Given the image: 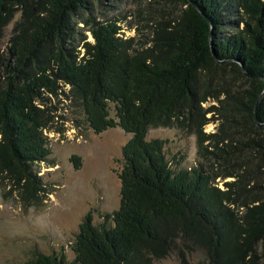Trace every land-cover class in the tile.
<instances>
[{
	"label": "trees",
	"instance_id": "16d2710c",
	"mask_svg": "<svg viewBox=\"0 0 264 264\" xmlns=\"http://www.w3.org/2000/svg\"><path fill=\"white\" fill-rule=\"evenodd\" d=\"M102 1L0 0V41L19 16L7 53L0 49V173L38 189L34 165L51 154L41 101L60 85L95 133H131L120 207L101 225L84 217L73 262L38 253L36 264H152L172 253L189 264L195 252L205 264H264V126L254 116L264 90V0H192L198 9L183 0L179 19L133 53L121 25L96 14ZM79 20L93 41L77 49ZM210 99L217 103L204 109ZM206 113L217 114V132L203 131ZM256 114L263 123L264 96ZM189 123L205 161L173 169L167 140L149 139V130ZM212 160L233 161L223 186Z\"/></svg>",
	"mask_w": 264,
	"mask_h": 264
},
{
	"label": "rangeland",
	"instance_id": "374dc122",
	"mask_svg": "<svg viewBox=\"0 0 264 264\" xmlns=\"http://www.w3.org/2000/svg\"><path fill=\"white\" fill-rule=\"evenodd\" d=\"M188 5L183 0H103L96 7L101 20H115L121 25L120 36L129 41L131 53L151 47L159 31L171 27ZM14 20L6 27L0 49L7 53ZM90 25L79 20L73 45L80 49L85 41H93ZM81 37H85L83 40ZM62 84V83H60ZM58 95L45 94L41 105L47 119L44 135L51 154L34 165L38 174V189L27 190L26 182L0 173V264H36L38 253L59 254L66 263L75 259L73 244L80 224L89 213L95 225H101L106 213H112L121 204L123 168L122 148L131 133L120 127L95 133L86 120L85 112L72 99L70 90L60 85ZM217 102H205L204 109ZM217 114L206 113L211 119L203 126L207 134L217 132L220 120ZM195 125L187 127L160 126L150 128L148 138L166 139L165 154L173 169L198 164V138ZM211 139L205 141L211 144ZM209 149L214 150L213 145ZM77 155L81 166L72 160ZM202 161H205L201 158ZM218 175L216 182L223 186V173L231 170L233 161L210 162ZM226 171V172H225ZM201 253L188 256L189 264H205ZM152 264H183L176 253Z\"/></svg>",
	"mask_w": 264,
	"mask_h": 264
},
{
	"label": "water",
	"instance_id": "95a60500",
	"mask_svg": "<svg viewBox=\"0 0 264 264\" xmlns=\"http://www.w3.org/2000/svg\"><path fill=\"white\" fill-rule=\"evenodd\" d=\"M190 2H191V4L196 8V9H198V7H197V5H196V3L194 2V1H192V0H189ZM201 13H202V15L206 18V20H208L210 23H211V21H210V19H209V17L204 13V12H202V11H200ZM212 24V23H211ZM212 30H213V26L211 27V32H212ZM210 32V33H211ZM218 61H220V62H224V61H227V60H218ZM264 96V90L262 91V93H261V95L259 96V98H258V101H257V105H256V108H255V112H254V116H255V121L259 124V125H261V126H264V122L263 123H261V122H259L258 121V119H257V106H258V104H259V102H260V100H261V98Z\"/></svg>",
	"mask_w": 264,
	"mask_h": 264
}]
</instances>
